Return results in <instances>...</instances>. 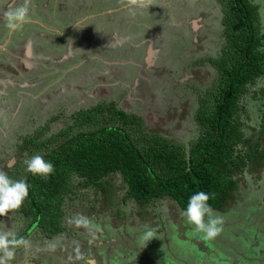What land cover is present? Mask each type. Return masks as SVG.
Instances as JSON below:
<instances>
[{
	"label": "rangeland",
	"instance_id": "374dc122",
	"mask_svg": "<svg viewBox=\"0 0 264 264\" xmlns=\"http://www.w3.org/2000/svg\"><path fill=\"white\" fill-rule=\"evenodd\" d=\"M22 2L0 0V170L17 160L21 137L47 124L48 134L56 132L77 111L102 103L137 114L148 132L176 143L194 139L198 97L215 76L209 60L223 46L217 0H150L144 7L30 0L29 22L12 30L4 13ZM252 2L264 31V0ZM263 88L264 75L240 100L246 136L259 126ZM244 178L242 199L221 214L215 239H205L172 202L153 205L141 220L113 176L105 192L86 189L70 203L65 232L31 236V247L16 249L10 264H87L84 254L67 251L85 247L95 250L90 264H264V170ZM77 214L88 217L92 233L68 222ZM0 227L17 234L26 225L1 219ZM149 229L155 237L145 242Z\"/></svg>",
	"mask_w": 264,
	"mask_h": 264
},
{
	"label": "trees",
	"instance_id": "16d2710c",
	"mask_svg": "<svg viewBox=\"0 0 264 264\" xmlns=\"http://www.w3.org/2000/svg\"><path fill=\"white\" fill-rule=\"evenodd\" d=\"M217 3L223 46L209 60L215 76L198 97L194 139L185 146L148 132L142 117L114 103L81 109L56 132L48 134L47 124L21 137L23 144L16 146L19 159L5 172L13 180H26L29 195L18 210L0 217L26 225L17 237L43 240L62 234L70 203L86 189L97 195L105 192L106 181L113 176L125 189L123 203H130L141 220L163 201L183 212L189 197L199 191L215 194L208 203L220 214L238 205L244 175L264 170V104L259 126L251 128L250 136L242 130L240 113L241 98L264 75V31L260 8L252 0ZM253 95L256 98L257 93ZM260 95L264 100V88ZM25 154L43 156L54 172L47 178L27 173ZM81 249L80 254L67 251L73 258L84 254L90 264L89 254L95 256V250Z\"/></svg>",
	"mask_w": 264,
	"mask_h": 264
},
{
	"label": "clouds",
	"instance_id": "9594fccd",
	"mask_svg": "<svg viewBox=\"0 0 264 264\" xmlns=\"http://www.w3.org/2000/svg\"><path fill=\"white\" fill-rule=\"evenodd\" d=\"M130 6L144 7L150 0H128ZM30 0H23L18 6L8 9L4 16L9 21L8 27L12 30L20 28L29 22ZM25 171L33 176L47 178L54 172V165L45 161L39 154L30 157L25 154L23 159ZM29 195V185L26 180H13L6 172L0 170V217L7 216L10 212L18 210ZM215 194L196 192L189 197L187 206L182 212L190 225H194L197 232L203 233L208 240L215 239L223 231L224 218L215 212L208 201L214 199ZM77 228L83 227L92 233L91 222L88 217L77 214L68 221ZM155 237V230L149 229L143 239L148 242ZM23 246L25 249L31 247V242L17 237L12 229L0 227V264H10L16 255V248ZM50 250H54L51 248ZM80 257H78L79 259Z\"/></svg>",
	"mask_w": 264,
	"mask_h": 264
}]
</instances>
